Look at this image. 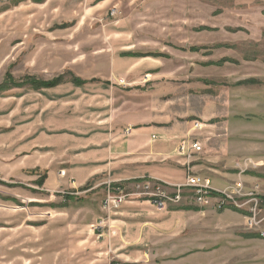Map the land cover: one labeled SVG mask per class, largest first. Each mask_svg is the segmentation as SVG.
I'll list each match as a JSON object with an SVG mask.
<instances>
[{
    "label": "rangeland",
    "instance_id": "obj_1",
    "mask_svg": "<svg viewBox=\"0 0 264 264\" xmlns=\"http://www.w3.org/2000/svg\"><path fill=\"white\" fill-rule=\"evenodd\" d=\"M108 1L106 7L95 6V0L0 1V85L9 88L0 91V264H52L53 252L66 249L69 234L87 232L109 184L132 191L133 184L155 180L73 189V179H66L60 193L49 194L41 190L45 175L28 182L11 169L19 159L20 126L34 125L42 115L41 124L55 127L63 120L58 110L83 95L69 82L38 91L20 82L28 76L49 81L67 72L82 80L112 78L116 22L152 28L158 48L186 49L172 58V78L149 82L142 93L124 99L129 85L111 81L116 102L145 104L153 120L175 127L178 144L186 138L200 143L202 150L190 159L181 156L183 183L189 173L207 176L216 189L240 184L245 200L250 194L264 199V0ZM193 47L199 50L191 52ZM225 59L230 62L220 65ZM244 80L256 83L235 85ZM195 208L203 212L180 236L181 251L189 253L169 264H264V238L245 237L264 230V205L256 228L231 209ZM77 255L60 264L89 259Z\"/></svg>",
    "mask_w": 264,
    "mask_h": 264
},
{
    "label": "crops",
    "instance_id": "obj_2",
    "mask_svg": "<svg viewBox=\"0 0 264 264\" xmlns=\"http://www.w3.org/2000/svg\"><path fill=\"white\" fill-rule=\"evenodd\" d=\"M95 1V6L106 7L110 3L108 0ZM141 17L139 14L138 18ZM116 27L112 78L85 80L82 86L69 82L82 88L83 95L77 96L79 101L73 100V106L58 110L63 113L59 118L65 121H58L55 127L47 122L41 124L42 115L36 118L38 122L34 125L20 126L19 159L11 169L28 182L45 175L41 190L49 194L60 193L66 179H73V189L84 186L106 188L109 183L121 184L143 178L177 185L185 179V160L177 154L175 127L153 120L145 104L116 102L111 81L120 80L129 85L128 92L121 93L124 99L132 93H142L149 82L171 79L172 58L186 49L169 45L156 47V35L146 25L133 23L124 28L122 21L116 22ZM178 66L181 67V63ZM128 129L130 131L125 133ZM60 171H64L66 177L60 178ZM101 199L96 204L97 217L92 215L86 226L90 227L102 217ZM200 211L203 212L181 206L158 210L147 201L132 200L111 215L110 236L99 239L89 227L87 232L75 229L68 235L66 249L61 251L58 247L57 252H53L52 264L72 260L76 254L80 258H89L85 264H169L180 261L189 253L181 251V233L188 223L201 215ZM70 225L77 226L75 222ZM173 253L176 258L166 259Z\"/></svg>",
    "mask_w": 264,
    "mask_h": 264
},
{
    "label": "built area",
    "instance_id": "obj_3",
    "mask_svg": "<svg viewBox=\"0 0 264 264\" xmlns=\"http://www.w3.org/2000/svg\"><path fill=\"white\" fill-rule=\"evenodd\" d=\"M0 1L8 4L14 0ZM196 127H198L197 124ZM129 131L128 129L125 133ZM176 150L178 155L190 159L192 155L200 152L202 147L195 139L186 138L179 141ZM61 174H64V172H61ZM108 187L101 205L106 217L97 220L95 224L91 225V230L97 233V238L99 239L106 235L110 236L111 227L109 226V220L111 215L119 212L123 204L132 200L147 201L158 210L167 209L169 206L211 207L217 210L233 208L246 213L245 217L249 228H256L260 224L257 214L262 211L263 201L257 196H252V194H250L251 198L245 200L246 197L242 194L243 191L240 184H235L232 187L228 186L229 188L225 187V189L227 188L226 190H219L213 187L209 177L189 173L186 182L177 185L160 180H143L133 184L131 187L132 191H126L125 186L110 188L109 184ZM243 201L245 202L242 203ZM248 204L250 205L249 209H243ZM257 234L264 238V230Z\"/></svg>",
    "mask_w": 264,
    "mask_h": 264
},
{
    "label": "trees",
    "instance_id": "obj_4",
    "mask_svg": "<svg viewBox=\"0 0 264 264\" xmlns=\"http://www.w3.org/2000/svg\"><path fill=\"white\" fill-rule=\"evenodd\" d=\"M32 2L34 3H41L43 2V0H31ZM100 1V0H99ZM102 1V0H101ZM191 52H196L199 50V48H190L189 49ZM224 62H230L229 60H222L219 64H223ZM65 76H68L70 79H66ZM66 82H70L72 83L73 85L75 86H82L84 83H86L85 80H82L76 76H74L73 74L67 72V73H64V74H61L49 81H45V80H41V79H37V78H34V77H26L25 79H23V81H21L20 83L21 84H27V85H30V87L34 90H41V89H50V88H54V87H57L61 84H64ZM11 84H15L14 87L18 86L20 87L19 85H17L16 83L14 82H10ZM256 82L254 80H244V81H240L238 83H236L235 85L236 86H241V85H250V84H255ZM7 85L4 84V85H0V91H4L9 88L6 87ZM45 178V176L43 177ZM42 181L39 183L41 184ZM263 201V205H264V199H262ZM262 205V206H263ZM183 207L184 209H195V210H198L197 208L195 207H186V206H181ZM232 211L234 212H237V213H240L241 215L245 216L246 213L243 212V211H240V210H236V209H233V208H230ZM246 238H261L258 234H247L245 235Z\"/></svg>",
    "mask_w": 264,
    "mask_h": 264
}]
</instances>
